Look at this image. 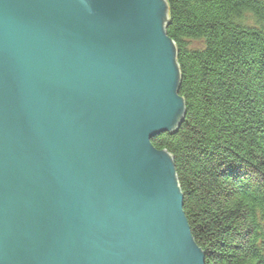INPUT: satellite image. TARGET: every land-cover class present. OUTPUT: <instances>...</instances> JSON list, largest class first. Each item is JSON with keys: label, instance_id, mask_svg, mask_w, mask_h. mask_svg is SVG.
I'll return each instance as SVG.
<instances>
[{"label": "water", "instance_id": "1", "mask_svg": "<svg viewBox=\"0 0 264 264\" xmlns=\"http://www.w3.org/2000/svg\"><path fill=\"white\" fill-rule=\"evenodd\" d=\"M167 0H0V264H205L174 159Z\"/></svg>", "mask_w": 264, "mask_h": 264}, {"label": "trees", "instance_id": "2", "mask_svg": "<svg viewBox=\"0 0 264 264\" xmlns=\"http://www.w3.org/2000/svg\"><path fill=\"white\" fill-rule=\"evenodd\" d=\"M167 1L187 116L177 134L152 143L174 159L206 264H264V4ZM246 12L257 27L243 24ZM194 41L205 49L190 48Z\"/></svg>", "mask_w": 264, "mask_h": 264}, {"label": "rangeland", "instance_id": "3", "mask_svg": "<svg viewBox=\"0 0 264 264\" xmlns=\"http://www.w3.org/2000/svg\"><path fill=\"white\" fill-rule=\"evenodd\" d=\"M255 2H258V3H263L264 4V0H255ZM249 11V10H248ZM171 15H172V11H171ZM242 21H243V24L246 26V27H257L258 26V22H257V19L255 18V16H254V14H252V13H248V12H246L245 14H244V16H243V18H242ZM171 23V19H170V22H169V24ZM169 24H168V26H169ZM168 26H167V28H168ZM167 28H166V31H167ZM190 48H192V49H200V50H204L205 49V42L204 41H194V42H191L190 43ZM176 57H177V61H178V52H177V54H176ZM178 63H179V61H178ZM181 69V68H180ZM181 74H182V72H181ZM182 76V75H181ZM181 86H182V77H181V81H180V85H179V88H178V91L180 92V89H181ZM186 116H187V108H186V114H185V117H184V119H183V122H182V124L184 123V121H185V119H186ZM182 124H181V126H182ZM166 134H169V133H166ZM177 134V133H176ZM164 135V134H163ZM170 135V134H169ZM171 135H175V134H171ZM159 137V136H158ZM157 138V137H156ZM155 138V139H156ZM154 139V140H155ZM152 145H153V143H152ZM153 147L154 148H156V149H158L157 147H155L154 145H153ZM182 191V190H181ZM182 194H183V196H184V193L182 192ZM184 199H185V196H184ZM184 205H185V202H184ZM185 212V211H184ZM257 212V211H256ZM261 227H257V232H258V237L261 235V234H263L264 235V230L263 229H261ZM257 239L258 238H256V242H255V245H256V243L257 244H260V245H262V243L261 242H257ZM259 241V240H258ZM264 243V242H263ZM243 244H245L246 245V243L245 242H243ZM244 245V246H245ZM263 246V245H262ZM258 253H259V255L264 259V251H258Z\"/></svg>", "mask_w": 264, "mask_h": 264}, {"label": "bare ground", "instance_id": "4", "mask_svg": "<svg viewBox=\"0 0 264 264\" xmlns=\"http://www.w3.org/2000/svg\"><path fill=\"white\" fill-rule=\"evenodd\" d=\"M177 52H178V48H177ZM179 94V92H178ZM180 95V94H179ZM179 131V130H178ZM171 135V134H170ZM153 142V141H152ZM175 164V163H174ZM185 213V212H184ZM186 216V215H185ZM188 221V220H187ZM189 223V222H188ZM190 226V225H189ZM194 239V238H193ZM195 241V240H194ZM196 243V242H195ZM203 251V250H202ZM204 252V251H203ZM205 253V252H204ZM205 264H206V258H205Z\"/></svg>", "mask_w": 264, "mask_h": 264}]
</instances>
